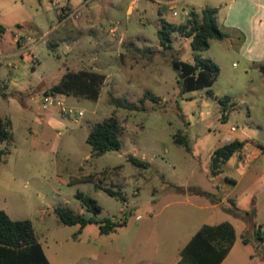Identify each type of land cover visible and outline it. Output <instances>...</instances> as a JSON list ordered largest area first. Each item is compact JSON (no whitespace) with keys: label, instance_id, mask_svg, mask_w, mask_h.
<instances>
[{"label":"rangeland","instance_id":"rangeland-1","mask_svg":"<svg viewBox=\"0 0 264 264\" xmlns=\"http://www.w3.org/2000/svg\"><path fill=\"white\" fill-rule=\"evenodd\" d=\"M170 1L142 0L131 13L125 5L111 16L96 0L92 12L68 17V0H0L6 28L0 38V88L7 94H0V115L10 122L9 140L0 141V210L12 220L32 222L50 264L172 263L178 232L193 230L203 213L197 206L219 202L231 186L224 175L240 181L233 197L264 226V154L246 166L242 179L226 167L223 176L211 171L212 153L229 142L264 148V77L256 68L245 73L239 42L229 33L234 47L227 39L211 40L200 53L220 68L215 84L183 92L172 61L194 63L191 39L174 33L165 49L158 32L163 22L186 23L192 10L215 0ZM18 33L32 38L27 61L19 63L7 56L18 50ZM95 68L108 76L97 101L65 95L64 106L82 116L42 107L40 91L48 92L68 70ZM223 97L231 100L226 110L219 103ZM111 116L122 128L121 148L96 156L87 138L93 125ZM178 136L190 150L176 143ZM130 156L148 166L134 165ZM235 164L236 155L227 165ZM78 192L102 207L98 220L120 226L101 234L98 224L81 232L78 225L62 224L54 212L60 206L91 216ZM238 246L244 253L254 249Z\"/></svg>","mask_w":264,"mask_h":264},{"label":"trees","instance_id":"trees-1","mask_svg":"<svg viewBox=\"0 0 264 264\" xmlns=\"http://www.w3.org/2000/svg\"><path fill=\"white\" fill-rule=\"evenodd\" d=\"M218 9L206 7L200 13L190 12V17L185 24L162 23V29L158 32L159 40L163 48L170 49L173 41V34L180 33L187 38H191V48L195 53L194 63L183 62L179 60L172 61V67L179 73L181 80V90L190 92L195 90H204L212 87L218 79L220 68L212 60L203 59L200 53L208 50L211 40H223L227 35L219 28L217 23ZM6 32V28L0 23V37ZM259 71L264 77V62L260 64ZM106 76L97 71H68L63 75L58 84L54 85L48 91L49 93H59L63 95H74L77 97L97 101L100 96L101 87L104 84ZM6 89V87H4ZM0 94L6 97L0 88ZM154 99L150 94L145 95ZM114 102L124 108L133 109L134 106L123 104L121 101ZM230 102L229 97L219 99L223 110H226ZM10 122L0 116V141H7L10 138ZM122 128L118 119L111 116L101 123L93 125L87 138V143L91 146L92 152L96 156H101L111 151H118L121 148L120 135ZM176 143L185 145V140L178 136ZM246 142L234 140L216 150L211 155V171L214 176L223 172V166L237 153L241 152ZM129 161L136 166L145 167L148 163L140 161L133 156ZM99 190L112 197L123 198L120 192H116L109 187H101ZM76 198L80 201L86 212V215L76 214L67 207H57L54 212L60 222L67 226L78 225L81 232L89 224H98L101 234H108L117 226L112 221L102 222L97 219V214L101 212L102 207L92 197L78 192ZM233 216L247 220L254 215V211L240 212L238 210H228ZM258 228L257 239L259 244L264 243V235ZM264 260V252L261 253ZM0 264H50L42 245L39 243L35 229L30 220H12L8 214L0 210Z\"/></svg>","mask_w":264,"mask_h":264},{"label":"crops","instance_id":"crops-1","mask_svg":"<svg viewBox=\"0 0 264 264\" xmlns=\"http://www.w3.org/2000/svg\"><path fill=\"white\" fill-rule=\"evenodd\" d=\"M95 1L85 0L82 4H77L72 0H68V6L66 7L69 14L68 17H73L83 10L92 12L93 6H96L93 4ZM97 1L101 4H106V7H101V10L109 12L111 16H115L120 10H123L125 5H127L128 14L136 7L138 9L137 4L135 6L131 5L133 0L128 4H124L125 0ZM177 1L179 0H172L166 3L171 4ZM206 7L218 9L217 23L222 31H226L227 37L225 39L231 42V36L228 34L232 33L238 40V53L244 62L245 73L248 74L247 69L251 68L259 70L260 64L264 62V0H215L213 4H209ZM204 8L192 11L200 13ZM58 14H60V11ZM14 42L16 43L15 39ZM231 46L234 47L232 42ZM7 56L18 58L19 60H16L17 63L20 61L25 62L28 59L23 58L19 46L18 50ZM35 62L38 63L36 60ZM93 71L100 72L97 68ZM106 77L108 78V76ZM40 87L43 86L39 85L37 89ZM43 91L45 90H41L40 93ZM240 141L246 142V145L241 152L235 154V167L228 166V161L223 166V172L218 176L224 175V167H226L227 170H234L240 173L242 179L247 174L246 166L254 163L264 154V148L259 144L245 140ZM245 161L247 162L246 164ZM224 179L231 186L223 198L215 204L202 203L198 205L197 209L203 213L197 219V226L190 232L184 230L178 232L176 237L177 244L173 249L174 261L170 264H239V262L241 264H264V260L259 254L260 251L264 252V243L259 244L257 239L258 228L261 227L260 231L262 233L264 226L255 222V218H257L255 211L254 215L247 220L237 218L228 212V210L249 211L241 210L238 206V200L233 197L240 181L228 175H224ZM253 198H256V195ZM226 202H229V204H226ZM249 234L250 238H248ZM240 242L243 246L253 245V251L242 252L238 246Z\"/></svg>","mask_w":264,"mask_h":264},{"label":"built area","instance_id":"built-area-1","mask_svg":"<svg viewBox=\"0 0 264 264\" xmlns=\"http://www.w3.org/2000/svg\"><path fill=\"white\" fill-rule=\"evenodd\" d=\"M140 1H142V0H133L131 5L135 6ZM174 15H177V13L174 12ZM186 16H188V14H186ZM15 40H16L17 45L21 49V53H22L23 58H28L29 57V51L31 49V46L28 44L32 42V38H30L29 36L23 35L22 33H18L15 37ZM64 99H65V95H63V94L49 93L47 91H43L41 93L42 107L44 109L55 108L63 115H73V114H78V116L83 115L82 111L67 109L64 106ZM231 130L235 131L236 128L232 127ZM246 163L247 162L245 161V164ZM137 218H140V217H137ZM262 232H264L263 229H262Z\"/></svg>","mask_w":264,"mask_h":264}]
</instances>
